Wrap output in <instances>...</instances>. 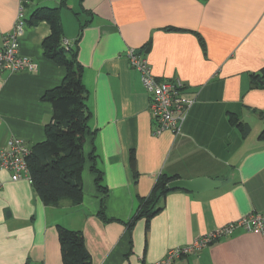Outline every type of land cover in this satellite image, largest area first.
Returning a JSON list of instances; mask_svg holds the SVG:
<instances>
[{
  "label": "crops",
  "instance_id": "crops-1",
  "mask_svg": "<svg viewBox=\"0 0 264 264\" xmlns=\"http://www.w3.org/2000/svg\"><path fill=\"white\" fill-rule=\"evenodd\" d=\"M60 1L0 0V46L23 11L21 54L38 64L36 71L0 72V150L13 137L30 147L46 139L54 108L43 96L66 69L44 54L50 24L27 19ZM61 17L88 90L93 136L84 151L96 157L84 164L77 205H46L29 180H12L0 168V264H64L59 225L83 232L93 264H154L173 247L264 212V90L250 88V74L264 67V0H67ZM130 48L145 54L157 78L179 79L196 96L180 134L154 133L150 94ZM163 173L222 182L168 193L149 226L141 218L130 232L126 222ZM104 194L106 216L117 220L98 216ZM171 264H264V233L239 226Z\"/></svg>",
  "mask_w": 264,
  "mask_h": 264
},
{
  "label": "trees",
  "instance_id": "trees-1",
  "mask_svg": "<svg viewBox=\"0 0 264 264\" xmlns=\"http://www.w3.org/2000/svg\"><path fill=\"white\" fill-rule=\"evenodd\" d=\"M31 1L23 0L24 6ZM66 6L67 0H61L58 7H39L27 19L30 25L43 20L50 24L52 32L43 41L44 54L66 69L61 84L47 90L43 96L54 108L52 120L45 126L46 139L31 147L26 157L31 185L46 205H58L64 199L74 205L81 203L84 196V164L87 157L91 160L96 157L94 151L89 156L84 151L87 138L93 136L88 124L91 111L87 105L88 90L82 79L83 67L78 60V50L63 42L61 9ZM201 43L204 46V42ZM250 88L264 90V67L250 74ZM231 122L245 133L250 130V126L236 115L231 116ZM260 137L264 139V128ZM131 162L135 170L134 152ZM92 170L97 174L98 188L105 192L101 184L102 171L93 164ZM178 178V175L165 173L159 176L150 195L140 199L138 211L126 222L130 232L141 218H145L149 226L150 220L163 209L162 200L174 191L169 189L168 184ZM104 199L105 194L98 216L103 222L117 220L106 216ZM58 235L64 264H93L82 231L59 225Z\"/></svg>",
  "mask_w": 264,
  "mask_h": 264
},
{
  "label": "built area",
  "instance_id": "built-area-1",
  "mask_svg": "<svg viewBox=\"0 0 264 264\" xmlns=\"http://www.w3.org/2000/svg\"><path fill=\"white\" fill-rule=\"evenodd\" d=\"M25 15L21 11L14 29L3 36L0 46V72L2 71H36L38 64L29 56L21 54L20 39L25 31ZM68 45V40H64ZM131 65L136 68L150 94V113L154 121V133L165 130L175 135L182 132L188 114L196 102V96H190L186 87L179 79H159L145 56L134 48L127 52ZM31 147L20 137H13L6 147L0 150V168L11 174L12 180L27 179L31 182L26 157ZM245 227L249 231L264 233V212L251 213L229 222L216 231L195 239L190 245L177 246L169 249L163 259L154 264H171L182 255L196 252L221 236L230 235L237 227ZM187 254V255H188Z\"/></svg>",
  "mask_w": 264,
  "mask_h": 264
},
{
  "label": "water",
  "instance_id": "water-1",
  "mask_svg": "<svg viewBox=\"0 0 264 264\" xmlns=\"http://www.w3.org/2000/svg\"><path fill=\"white\" fill-rule=\"evenodd\" d=\"M221 180L210 177H197L195 179H175L172 180L168 187L170 190H184L189 192H202L217 187Z\"/></svg>",
  "mask_w": 264,
  "mask_h": 264
},
{
  "label": "rangeland",
  "instance_id": "rangeland-1",
  "mask_svg": "<svg viewBox=\"0 0 264 264\" xmlns=\"http://www.w3.org/2000/svg\"><path fill=\"white\" fill-rule=\"evenodd\" d=\"M63 42H64V40H63ZM2 72H4V71H2ZM7 72H11V71H7ZM141 75V74H140ZM215 241V240H214ZM214 241H212L211 243H213ZM211 243H209V244H211ZM187 254L188 253H186V254H184V255H182L181 257H179L178 259H180V258H183L184 256H187Z\"/></svg>",
  "mask_w": 264,
  "mask_h": 264
}]
</instances>
